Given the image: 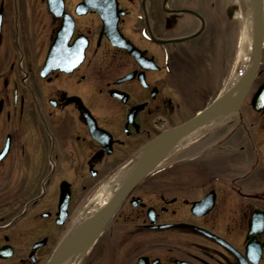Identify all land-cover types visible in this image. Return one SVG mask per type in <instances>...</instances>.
Returning a JSON list of instances; mask_svg holds the SVG:
<instances>
[{"label":"flooded vegetation","instance_id":"af4514ba","mask_svg":"<svg viewBox=\"0 0 264 264\" xmlns=\"http://www.w3.org/2000/svg\"><path fill=\"white\" fill-rule=\"evenodd\" d=\"M237 3L0 0V264H50L155 147L77 264H264V70L245 113L177 131L216 99L193 110L194 45Z\"/></svg>","mask_w":264,"mask_h":264},{"label":"rangeland","instance_id":"374dc122","mask_svg":"<svg viewBox=\"0 0 264 264\" xmlns=\"http://www.w3.org/2000/svg\"><path fill=\"white\" fill-rule=\"evenodd\" d=\"M242 44V26L238 13H236L233 18H228L222 24L217 23L212 25L208 34L204 35L194 45L197 52L193 58L194 69L191 73L192 76L188 73V79L192 80L193 84H190L194 88L198 87L204 94L198 93V96L194 95L197 98L193 104V110L202 108L215 96L217 98L230 85L233 80L232 73L234 66L237 56L240 54ZM246 53L249 54L247 49L244 52V57H246ZM243 67V64H241L239 69ZM260 69L264 70V50ZM257 84L256 81L253 89L256 88ZM210 94L211 96H209ZM246 103L249 104V100ZM245 107H241L243 108V113L247 111ZM94 196L89 199L85 207L80 211L76 217L77 219H80L84 214L85 208Z\"/></svg>","mask_w":264,"mask_h":264},{"label":"water","instance_id":"95a60500","mask_svg":"<svg viewBox=\"0 0 264 264\" xmlns=\"http://www.w3.org/2000/svg\"><path fill=\"white\" fill-rule=\"evenodd\" d=\"M251 6L254 8L255 11V49H254V62L249 74V77L245 81L244 88L239 95L235 97H228V99H217L212 105H210L205 111H203L200 115L195 117L194 119L187 122L185 125L177 129V131H181L183 129L189 130L192 127L200 124L203 121H207L217 116H226L239 111L241 104L245 100L250 87L256 77V74L259 69L261 55L264 45V0H252L250 2ZM234 9H238L235 7ZM264 99V85L260 87L259 91L255 96V108L261 109L262 107L256 103L257 100ZM228 112V113H227ZM187 132V131H186ZM161 150L155 147L153 154L150 156L147 163L135 168L131 175V179H129L126 184L124 185L123 189L119 191L116 195L115 199H113L112 203L110 204L107 212L103 216L102 222L99 224L98 228L95 229L89 235L77 239L75 241H71L66 245H63L60 249L58 254L54 257L50 264H60L63 260H65L68 256L72 254H82L85 250H87L96 239L97 235L103 227L109 222L115 210L117 209L118 205L122 201V199L127 194L128 190L137 184L144 176H146L152 169L154 164L156 163L157 158L161 154Z\"/></svg>","mask_w":264,"mask_h":264},{"label":"bare ground","instance_id":"6f19581e","mask_svg":"<svg viewBox=\"0 0 264 264\" xmlns=\"http://www.w3.org/2000/svg\"><path fill=\"white\" fill-rule=\"evenodd\" d=\"M252 0H240L239 6L240 10L238 12V18L242 26V45L240 49V54L237 56V60L233 70V80L230 85L221 93L219 99H228V97H235L242 92L244 88L245 81L249 77L251 72L253 62H254V49H255V11L251 6L250 2ZM248 50L249 54L246 53L244 57L245 50ZM244 58V59H243ZM244 60V61H243ZM243 64V68L239 69ZM239 72V73H238ZM228 113V112H227ZM224 118V117H223ZM208 122H203L196 128L198 130L207 126ZM197 133L192 132L188 135L187 142L193 138ZM133 169H124L115 177H113L106 185L98 192L94 199L89 203L85 209L84 214L79 219V223L74 228V233L66 239L64 244L69 241H75L86 235L92 233L97 229L98 225L103 219V215L108 210L113 199L116 195L123 189L125 181L131 175ZM77 255L73 254L68 257L61 264H76Z\"/></svg>","mask_w":264,"mask_h":264}]
</instances>
